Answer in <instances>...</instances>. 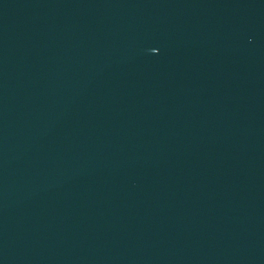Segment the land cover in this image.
<instances>
[{
  "label": "water",
  "instance_id": "water-1",
  "mask_svg": "<svg viewBox=\"0 0 264 264\" xmlns=\"http://www.w3.org/2000/svg\"><path fill=\"white\" fill-rule=\"evenodd\" d=\"M0 264H264V0H0Z\"/></svg>",
  "mask_w": 264,
  "mask_h": 264
}]
</instances>
